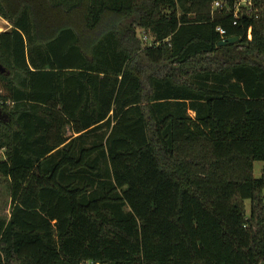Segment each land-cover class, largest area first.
<instances>
[{"label": "trees", "instance_id": "trees-1", "mask_svg": "<svg viewBox=\"0 0 264 264\" xmlns=\"http://www.w3.org/2000/svg\"><path fill=\"white\" fill-rule=\"evenodd\" d=\"M238 1L0 0V264H264V0Z\"/></svg>", "mask_w": 264, "mask_h": 264}, {"label": "rangeland", "instance_id": "rangeland-1", "mask_svg": "<svg viewBox=\"0 0 264 264\" xmlns=\"http://www.w3.org/2000/svg\"><path fill=\"white\" fill-rule=\"evenodd\" d=\"M215 6V5H214ZM213 6V7H214ZM2 20H0V32L5 31V27L2 26ZM7 27V26H6ZM9 28V27H8ZM138 37L140 38L142 44H149L151 42V38L149 33L142 29H137ZM263 163L255 162L254 169H253V176L258 178L262 175ZM264 194V189H263ZM245 209L246 211L249 208V202H245ZM9 210H10V197L8 193L7 181L0 178V217L1 218H8L9 217Z\"/></svg>", "mask_w": 264, "mask_h": 264}, {"label": "built area", "instance_id": "built-area-1", "mask_svg": "<svg viewBox=\"0 0 264 264\" xmlns=\"http://www.w3.org/2000/svg\"><path fill=\"white\" fill-rule=\"evenodd\" d=\"M215 6H218V3H215ZM240 8H244L247 9L248 11H250L252 9V1L251 0H239L236 5H235V11H234V15L236 16V14L240 11ZM217 30L219 31V33L224 36L225 31L217 28ZM5 158V149H0V159H4ZM83 264H94L91 261H85L83 262ZM98 264V263H96Z\"/></svg>", "mask_w": 264, "mask_h": 264}, {"label": "water", "instance_id": "water-1", "mask_svg": "<svg viewBox=\"0 0 264 264\" xmlns=\"http://www.w3.org/2000/svg\"><path fill=\"white\" fill-rule=\"evenodd\" d=\"M235 41H237V38H227L222 40L219 45H226V44H231L234 43Z\"/></svg>", "mask_w": 264, "mask_h": 264}, {"label": "crops", "instance_id": "crops-1", "mask_svg": "<svg viewBox=\"0 0 264 264\" xmlns=\"http://www.w3.org/2000/svg\"><path fill=\"white\" fill-rule=\"evenodd\" d=\"M0 20H2V22H1V23H2V26L5 27V28H7V29H5V30H8V29H9V28H8V27H9L8 23H7L6 21H4L2 18H0ZM6 26H7V27H6Z\"/></svg>", "mask_w": 264, "mask_h": 264}]
</instances>
